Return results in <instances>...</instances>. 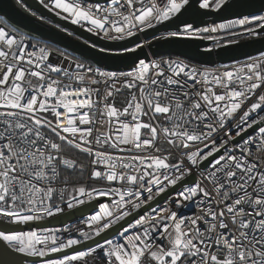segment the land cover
Listing matches in <instances>:
<instances>
[{"label":"snow or ice","instance_id":"1","mask_svg":"<svg viewBox=\"0 0 264 264\" xmlns=\"http://www.w3.org/2000/svg\"><path fill=\"white\" fill-rule=\"evenodd\" d=\"M225 2L199 0V8L217 10ZM39 3L105 39L124 40L178 18L190 0ZM235 26L250 36L264 33V10L212 27L183 22L168 36L200 37ZM51 55L0 27V225L60 213L57 198L63 202L66 194L68 209L111 197L82 221L89 228L80 231L84 241L145 205L148 210L121 225L119 240L104 238L43 264H90L89 257L91 264H264V52L212 70L178 59H139L119 72L64 53L54 64ZM122 89L130 95L118 108ZM171 188L175 195L153 208L150 202ZM189 206L196 211L182 214ZM80 243L53 230L0 227V264Z\"/></svg>","mask_w":264,"mask_h":264},{"label":"water","instance_id":"2","mask_svg":"<svg viewBox=\"0 0 264 264\" xmlns=\"http://www.w3.org/2000/svg\"><path fill=\"white\" fill-rule=\"evenodd\" d=\"M20 4L29 14L22 11L14 0H0V17L23 30L31 32L38 38L58 46L60 49L67 51V53H71L74 56L77 55L81 59L92 61L94 64L110 70H120L131 66L133 61L156 55H175L196 64L213 66L241 61L264 52V33H260L258 37L241 39L211 50L206 49L209 45V40L174 38L152 43L147 47L139 48L134 52L123 55L112 54L115 50L124 47L132 48L140 42L146 41L160 33L176 31L178 27L183 26V22L194 23L195 27H198L207 23H217L240 18L250 13L259 14L260 11L264 10V0H226L225 4L217 10L200 9L198 7L199 0H190V5L187 6L186 10L178 18H173L164 24L157 25L155 28L146 29L140 34L119 41L101 39L83 31L70 21L60 18L45 9L38 0H22ZM34 16L38 18L36 19ZM75 36L79 40L75 39ZM101 48L112 51L101 52ZM50 59L52 60V57ZM175 190L176 188H172L167 193L162 194L161 197L156 198V201L150 202L151 206L154 207L159 204ZM99 201L97 199L87 202L43 222H30L26 225H0V227L24 230L33 226L55 227L64 225L91 213ZM147 210L148 206L146 205L141 210H138V213H133L132 217L125 218V220L106 230L100 237H95L86 243L75 245L72 248L63 250V252H57L51 255V257L63 256L76 250L88 248L97 241L101 242L104 238H109L116 234L120 230L121 225L125 227ZM13 259L17 264H24L25 261L31 263L38 260L37 258L22 254L15 255Z\"/></svg>","mask_w":264,"mask_h":264},{"label":"built area","instance_id":"3","mask_svg":"<svg viewBox=\"0 0 264 264\" xmlns=\"http://www.w3.org/2000/svg\"><path fill=\"white\" fill-rule=\"evenodd\" d=\"M39 1V0H38ZM15 3H17V0H14ZM198 7H199V4H198ZM206 10H214V9H206ZM54 14H56L55 12H52ZM33 16V15H32ZM36 19L38 17L34 16ZM60 18H63V15L59 16ZM242 18V17H240ZM0 19L3 20L2 17H0ZM64 19V18H63ZM236 19H239V18H236ZM236 19H231V20H227V21H223V22H217V23H207L205 25H202V26H198L197 28H205V27H212V26H215V25H219L221 23H227L228 21H233V20H236ZM67 20V19H66ZM43 21V20H42ZM71 22V20H68ZM72 23V22H71ZM76 26H78L79 28H81L83 31H86L90 34H92L93 36H96V37H99L101 39H105L103 34H95V33H92V32H89L87 30V26H81L79 24H75ZM2 27V26H0ZM6 30H9L8 28H6ZM11 31V30H10ZM17 33V32H16ZM141 32L137 33V34H140ZM19 34V33H17ZM19 35H23V36H26L28 37L27 35H24V34H19ZM207 36H211L212 39H208V38H204V37H207ZM236 36H241L242 38H254V37H257L258 35H253V36H250L248 35L246 32H244L243 28L241 26H235V27H232V28H226V29H218L216 32H213V33H201L200 37H193L194 39H202V40H209V45L208 47H206V49H214L217 46V44H219V46H222L224 44H227L228 41L233 38V37H236ZM29 38V37H28ZM174 38H187V37H171V36H168V32H163V33H160L146 41H142L140 42L139 44L141 45V47L139 48H143V47H147L149 46L150 44L152 43H156V42H159V41H163V40H167V39H174ZM30 39V38H29ZM31 40V39H30ZM105 40H109V39H105ZM109 41H119V40H109ZM31 43L33 44H38L39 46H43L45 47L46 49L50 50L52 55V60L51 62H53L54 64L55 63H60L61 61H63V57L60 55V53H64L65 55H67L70 59L76 61V62H80V63H84L85 65H92L94 67H100L102 68L103 70H107V71H128L130 66L128 67H125V68H122L120 70H110V69H107V68H104V67H101L99 65H96L94 64L92 61H89V60H86V59H81V58H78V57H75V56H72L71 54H68V53H65L63 51H61L60 49L56 48V47H53V46H48L42 42H34V41H31ZM135 47V46H133ZM137 48V49H139ZM136 49V50H137ZM259 55V54H258ZM258 55H255L253 57H257ZM50 57V58H51ZM161 59H178L184 63H187L189 64L190 66H196L198 68H207V69H218V68H221L222 66H233L234 64H242L244 62H246L248 60L247 59H244V60H241V61H237V62H232V63H227V64H223V65H213V66H204V65H200V64H196L194 62H191L185 58H182V57H179V56H175V55H156V56H149L148 58L144 59L146 61H152V60H161ZM64 66H67V67H72V65H69L67 62H64ZM261 91H264V89H262ZM130 93L126 90H123L121 91L120 94L116 95L117 97H119L122 101H125L127 100V98L129 97ZM255 115V114H253ZM130 119V117H129ZM264 126V125H262ZM256 130V127L254 126L252 129H248L246 133L242 134V137L243 138H247V136H251L254 134ZM234 134V133H233ZM241 138H237V140L239 141ZM93 186H98V185H93ZM172 189V188H171ZM169 189V190H171ZM178 189H176L173 193H171L169 196H174L175 195V192L177 191ZM146 195V194H145ZM168 196V197H169ZM168 197L166 199H164L162 202H160L159 204L155 205L153 208L157 207L158 205H162L165 200L168 199ZM158 198V197H157ZM99 199L100 201L97 203L96 205V208L89 214L83 216V217H80L79 219H76L74 221H71L67 224H64V225H60V226H55V227H36V226H33L31 228H27V229H24L22 231H29L31 229H48V230H53L56 232V234L63 240H67L69 238H75V239H79L81 240V243L80 244H83V243H86L88 241H84L83 240V237L80 235V231L83 230V231H89V228H88V225L86 223H82V221H84L87 217L95 214V212L99 211V204L100 203H110L111 202V197H98L94 200H97ZM67 202H68V198H66V196H64L63 198V202L60 201L59 197L57 198V203H60V206L62 207L63 211L60 212V213H56L54 214L53 216H43L42 219L40 220H37V221H31V222H43L51 217H54V216H57L61 213H64L66 211H69L71 209H68L67 208ZM79 206V205H78ZM146 206V205H145ZM144 206V207H145ZM75 208V207H74ZM73 209V208H72ZM182 214L184 215H191L193 212L196 211L195 207L194 206H189V207H185L183 209L180 210ZM144 213H142L141 215H143ZM139 218V216L137 217ZM133 222V221H132ZM130 222V223H132ZM30 223V222H29ZM127 227V225L125 226ZM132 231V230H130ZM95 238V237H94ZM109 238H115V239H120L119 236H117L116 234L112 235L111 237ZM92 240V239H91ZM103 241H101L102 243ZM79 245V244H77ZM75 246V245H74ZM94 245H92V247H94ZM87 248L85 249H81V250H86ZM66 250V249H64ZM75 252V251H74ZM74 252H71L69 254H66V255H72L74 254ZM55 253H50L47 257H32V258H37L38 260L36 262H31V263H27V264H43V261L45 259H61L63 258V256H59V257H51V255H53ZM97 258V260H99L100 257L103 256V253L100 251V250H97V252L94 254ZM30 257V256H29ZM91 261H92V258L89 257V262L91 264ZM72 264H82V262H78V261H74L72 262Z\"/></svg>","mask_w":264,"mask_h":264},{"label":"rangeland","instance_id":"4","mask_svg":"<svg viewBox=\"0 0 264 264\" xmlns=\"http://www.w3.org/2000/svg\"><path fill=\"white\" fill-rule=\"evenodd\" d=\"M17 6L19 7V8H21V10L22 11H26V12H28L25 8H23L22 7V5L20 6L19 4H17ZM5 20V19H4ZM6 23H8V25L6 26V28H8L9 30H11V31H14V32H16V31H18V32H21V33H24V34H26V35H29L31 38H38L36 35H34V34H32L31 32H28V31H26V30H23V29H21V28H19L18 26H15L14 24H12V23H10V22H8V21H6ZM28 36V37H29ZM75 39H77V40H79V38L78 37H74ZM239 40H241V39H239ZM232 41H238L237 40V38L236 39H232ZM109 103H112L113 101L112 100H109L108 101ZM124 103H125V101H122L119 97H115V104H116V106L118 107V108H122L123 106H124ZM66 196V198H68V195L66 194L65 195Z\"/></svg>","mask_w":264,"mask_h":264},{"label":"trees","instance_id":"5","mask_svg":"<svg viewBox=\"0 0 264 264\" xmlns=\"http://www.w3.org/2000/svg\"><path fill=\"white\" fill-rule=\"evenodd\" d=\"M7 25H8V23H6L5 20L0 19V26L6 28ZM16 32L19 33V34H23V33L18 32V31H16ZM24 35H25V34H24ZM29 38L31 39V41H34V42H42V43L47 44V45L50 44V43H48L47 41H45V40H43V39H40V38H31L30 36H29ZM239 39H240V38H237V40H239ZM60 50L63 51V52H65V53H67V51H65V50H63V49H60ZM68 54H71V53H68ZM71 55L73 56V54H71ZM75 57L81 58V57H79V56H77V55H75ZM82 59H83V58H82Z\"/></svg>","mask_w":264,"mask_h":264},{"label":"bare ground","instance_id":"6","mask_svg":"<svg viewBox=\"0 0 264 264\" xmlns=\"http://www.w3.org/2000/svg\"><path fill=\"white\" fill-rule=\"evenodd\" d=\"M258 36H260V35H258ZM257 36V37H258ZM236 38H240V39H249V38H242L241 36H236V37H233V38H231L230 40L232 41V39H236ZM229 40V41H230ZM47 45V44H46ZM48 46H53V47H56V48H58V49H60L58 46H55V45H52V44H49ZM74 56V55H73Z\"/></svg>","mask_w":264,"mask_h":264},{"label":"flooded vegetation","instance_id":"7","mask_svg":"<svg viewBox=\"0 0 264 264\" xmlns=\"http://www.w3.org/2000/svg\"><path fill=\"white\" fill-rule=\"evenodd\" d=\"M18 3H16V5H17ZM19 5L21 6V4L19 3ZM21 9V8H20ZM26 12V11H25ZM26 13H28V12H26ZM29 14V13H28ZM4 20V19H3ZM6 21V20H5ZM44 22V21H43ZM24 34V33H23ZM26 35V34H25ZM27 36H29V35H27Z\"/></svg>","mask_w":264,"mask_h":264}]
</instances>
